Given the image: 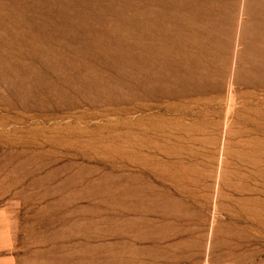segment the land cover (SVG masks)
<instances>
[{
  "label": "rangeland",
  "instance_id": "rangeland-1",
  "mask_svg": "<svg viewBox=\"0 0 264 264\" xmlns=\"http://www.w3.org/2000/svg\"><path fill=\"white\" fill-rule=\"evenodd\" d=\"M0 264H264V0H0Z\"/></svg>",
  "mask_w": 264,
  "mask_h": 264
},
{
  "label": "bare ground",
  "instance_id": "bare-ground-1",
  "mask_svg": "<svg viewBox=\"0 0 264 264\" xmlns=\"http://www.w3.org/2000/svg\"><path fill=\"white\" fill-rule=\"evenodd\" d=\"M247 4H248V3H247ZM239 5H240V4H239ZM245 6H246V5H245ZM247 9H248V8H247ZM240 10H241V9H240ZM245 11H247V10H245ZM245 11H244V12H245ZM235 29H236V28H235ZM241 30H242V29H241ZM235 32H236V31H235ZM240 32H241V31H240ZM240 35H241V34H240ZM240 38H241V37H240ZM244 38H245V36H244ZM244 38H242V39H244ZM234 39H235V37H234ZM242 39H241V40H242ZM235 43H236V42H235ZM241 44H242V42H241ZM239 46H240V45H239ZM241 49H242V48H241ZM241 49H240V50H241ZM240 50H239V52L242 51V50H241V51H240ZM233 51H234V50H233ZM239 52H238V53H239ZM233 53H234V52H233ZM236 55H237V54H236ZM240 55H241V54H240ZM240 57H242V56H240ZM238 58H239V56H238ZM234 60H235V59H234ZM232 61H233V60H232ZM237 61H238V60H237ZM237 63H238V62H237ZM230 69H231V65H230ZM237 69H238V68H237ZM237 69H236V71H237ZM238 71H239V70H238ZM230 72H231V71H230ZM233 73H234V72H233ZM235 73H236V72H235ZM236 74H237V73H236ZM233 75H234V74H233Z\"/></svg>",
  "mask_w": 264,
  "mask_h": 264
}]
</instances>
